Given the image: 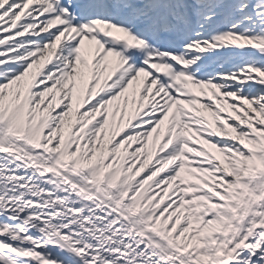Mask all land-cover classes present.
I'll return each mask as SVG.
<instances>
[{
  "label": "snow or ice",
  "instance_id": "6c2138e0",
  "mask_svg": "<svg viewBox=\"0 0 264 264\" xmlns=\"http://www.w3.org/2000/svg\"><path fill=\"white\" fill-rule=\"evenodd\" d=\"M0 264H264V0H0Z\"/></svg>",
  "mask_w": 264,
  "mask_h": 264
}]
</instances>
